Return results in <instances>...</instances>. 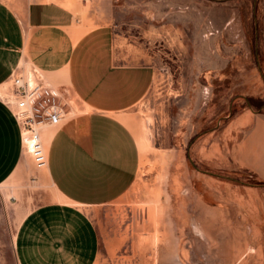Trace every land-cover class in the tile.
<instances>
[{"label": "crops", "instance_id": "obj_1", "mask_svg": "<svg viewBox=\"0 0 264 264\" xmlns=\"http://www.w3.org/2000/svg\"><path fill=\"white\" fill-rule=\"evenodd\" d=\"M84 1L0 0V88L29 65L69 86L77 105L74 118L42 133L47 176L59 200L24 216L14 238L16 264H104L100 209L124 197L139 174L140 145L123 115L150 91L155 70L123 57L110 24L89 27L96 19L84 9L93 0ZM221 137L222 149L207 165L226 169V128ZM191 152H202L201 144ZM30 167L21 127L0 99V192L20 206L39 189ZM199 167L178 157L166 163L170 206L160 210L158 227L144 224L142 239L132 241L137 264H263L252 254L262 245L255 193L248 208L246 191L226 176L200 177Z\"/></svg>", "mask_w": 264, "mask_h": 264}, {"label": "rangeland", "instance_id": "obj_2", "mask_svg": "<svg viewBox=\"0 0 264 264\" xmlns=\"http://www.w3.org/2000/svg\"><path fill=\"white\" fill-rule=\"evenodd\" d=\"M84 10L96 19L89 27H114L125 59L155 70L150 91L123 115L140 145L141 163L130 191L100 209L104 264L139 262L131 243L142 239L137 234L144 224L162 222L160 210L170 206L165 166L175 157L199 162L200 177H229L246 191L248 208L255 193L257 208L262 205L261 236L256 229L262 245L252 254L264 264V0H93ZM224 128L231 161L226 169L207 165L222 149ZM198 144L202 152H191ZM28 172L40 184L26 204L0 192V264H16L14 238L29 210L59 200L47 168H37L31 158Z\"/></svg>", "mask_w": 264, "mask_h": 264}, {"label": "built area", "instance_id": "obj_3", "mask_svg": "<svg viewBox=\"0 0 264 264\" xmlns=\"http://www.w3.org/2000/svg\"><path fill=\"white\" fill-rule=\"evenodd\" d=\"M2 88L0 99L21 127L24 149L37 168H47L42 133L76 116L77 105L71 88L52 83L39 69L29 65L16 70Z\"/></svg>", "mask_w": 264, "mask_h": 264}, {"label": "bare ground", "instance_id": "obj_4", "mask_svg": "<svg viewBox=\"0 0 264 264\" xmlns=\"http://www.w3.org/2000/svg\"><path fill=\"white\" fill-rule=\"evenodd\" d=\"M1 92H2V89L0 88V94H1Z\"/></svg>", "mask_w": 264, "mask_h": 264}]
</instances>
